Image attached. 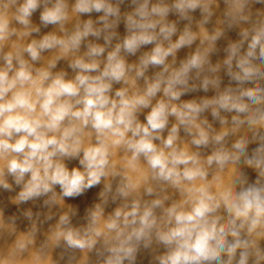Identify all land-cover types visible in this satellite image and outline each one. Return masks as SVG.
Returning <instances> with one entry per match:
<instances>
[{
	"label": "clouds",
	"instance_id": "obj_1",
	"mask_svg": "<svg viewBox=\"0 0 264 264\" xmlns=\"http://www.w3.org/2000/svg\"><path fill=\"white\" fill-rule=\"evenodd\" d=\"M44 2L39 18L45 27L68 19L65 0H56L51 7L48 0ZM123 2L75 0L74 11L81 15L102 13L98 21L102 26H94L89 19L64 37L47 34L26 46L13 44L6 52L3 42L16 29L0 15V186L10 188L3 179L7 175L21 188L20 203L51 193L44 200L50 205L56 203L57 187L64 198L74 199L103 185L100 202L87 211L83 232L70 227L64 215L59 220L64 227L55 233L57 242L62 238L71 249L95 251L101 264H138L142 251L153 248L159 249L151 258L156 264H264V89L255 86L264 79V21L242 31L240 40L225 49L226 74L235 87L228 86L200 103L173 105L171 101L196 90L189 86L193 72L199 76L205 65L211 73L218 69L211 66L206 53L197 52L169 72L167 57L193 44L196 36L185 28L172 42L177 28L167 17L188 18L200 10L206 23L212 15L208 2L175 0L169 6L163 0H131L133 11L124 20L127 35L106 53L116 35ZM246 4L242 0L237 12L244 22L249 20L243 14ZM40 8L41 0H23L14 18L28 28ZM102 35L104 46L85 43L89 36L99 39ZM220 35L217 32L210 40L215 42ZM163 41H168V47ZM149 44L155 46L140 58L136 77H143L150 66L162 71L142 93L114 89L115 84L126 83L133 71L125 56ZM82 46L86 47L83 55L68 64L71 77L66 70L53 71L60 59L79 52ZM52 49H59L60 55L46 67H36L41 54ZM219 84V78L205 76L200 87L207 92ZM161 91L167 101L157 100L153 105ZM146 108L150 111L141 122L139 114ZM209 110L221 125L228 123L221 111L231 113V132L243 127L251 135L240 136L227 147L229 130L210 135L195 125L200 114ZM169 117L177 121L170 129ZM194 126L197 132L191 143L197 148L214 146L203 161L198 152L177 144L180 128L191 134ZM252 144L256 146L250 154ZM117 150L125 153L121 170L113 159ZM71 161L78 166L70 168ZM214 164L220 170L241 165L251 169L255 179L241 170L220 186L217 175L214 191L207 180ZM134 172L142 175L134 178ZM110 205L114 207L109 212ZM26 215L30 218L32 214ZM25 247L22 242L17 244L19 251Z\"/></svg>",
	"mask_w": 264,
	"mask_h": 264
},
{
	"label": "rangeland",
	"instance_id": "obj_2",
	"mask_svg": "<svg viewBox=\"0 0 264 264\" xmlns=\"http://www.w3.org/2000/svg\"><path fill=\"white\" fill-rule=\"evenodd\" d=\"M22 2L23 0H17V3L13 4L11 0H0V15L6 16L10 22V27L16 29L15 35L3 42V51L5 52L11 50L13 44L26 46L33 39L39 40L47 34H55L64 37L71 34L78 24H82L89 19L93 21L94 26H102V23L98 22L99 16L102 15V13L93 12L91 15H81L74 11L75 0H65L68 6V19L63 22V24L48 25L45 27L39 18L40 11L45 7L44 0H41L40 10L33 14L31 25L25 28L18 24L14 18L16 8ZM158 2H160V0H152V3ZM174 2L175 0H163V3L169 6ZM207 2L212 15L206 23L204 22V16L201 14L200 10L189 13L188 18H182L179 14H170L167 17V21L175 23L177 28V32L171 37L172 42L178 39L185 28H188L196 36L193 44L190 46H183L176 50L174 54L167 57L166 64L169 72L178 69L182 62H185L197 52L200 54L206 53L211 66L218 69L215 73H211L208 71L209 66L205 65V71L199 76L193 72L189 79V86H194L196 90L186 92L178 101H171L173 105H179L183 102L190 101L200 103L203 99H211L219 93H222L227 86L235 87V83L231 82L226 74L227 66L224 65V60L227 54L225 49L230 43L240 40L239 34L242 31L250 29L255 23L264 21V3H256V0H247V4L244 6L243 14L249 17L247 22L240 21L237 17L239 5L242 0H207ZM55 3L56 0H48L47 6L51 7ZM112 3L117 4L118 0H112ZM4 5H8V7L5 8ZM119 7L120 21L118 27L114 29L116 35L113 37L111 44L107 46L106 53L107 51H111L116 44L121 43L127 35L124 20L127 15L133 11L134 5H132L131 0H124L122 4H119ZM110 19L113 18L110 17ZM35 28H39V32L33 31ZM26 32L30 34L25 35ZM217 32L221 33L220 37L215 42L211 41L210 37ZM85 43L99 44L101 46L105 45L103 35L99 39L89 36ZM163 45L164 47H168V41H163ZM154 46V44L145 45L141 47L135 55L125 56L127 63L133 66V71L129 73L126 83L115 84L113 86L114 89L125 87L128 89L129 94L143 92L147 84L152 82L155 74L162 71L160 67L150 66L143 77L138 78L135 74V69L139 66L140 58L144 56L145 53H150ZM85 51L86 47L82 46L79 52L69 54L60 59L53 71L66 70L71 77L73 73L71 69L68 68L69 62L77 56L83 55ZM121 54L124 55L123 52ZM59 55V49L45 51L41 54V59L35 66L46 67L50 60L55 59ZM25 58H27L26 54ZM205 76L219 78V86L217 88H212L210 86L209 90L205 92L200 87ZM255 86L264 89V79L257 82ZM161 99L167 101L162 91L157 93V96L152 100V104L155 105L156 101ZM149 111L150 108L142 109L139 114L141 122L144 121V117ZM220 115L227 118V124L221 125L219 119H214L209 110L200 114L199 118L195 121V125L208 131L210 135H215L225 129L229 130L230 134L225 139L227 147H230L231 143L238 137L251 135V133L243 127L233 134L231 132L233 127L231 123L232 114L221 111ZM176 122L174 117H169L168 129ZM168 129L163 133L165 137L168 134ZM196 132L197 128L195 126L192 128L191 134L181 127L177 144L179 147L186 148L190 152H198L203 161L206 160L214 146L210 144L207 148H197L193 145L191 141ZM261 134H264V130H261ZM255 146V144L250 145V154L251 148ZM124 156L125 153L122 150H117L113 157L116 161L118 170L122 169ZM73 166H78L76 161H71L69 163L70 168ZM241 170L248 174L250 180L255 179V173L252 172L251 169L242 168L241 165L230 164L223 170H220L214 164L209 168L207 180L212 182L213 190L215 191L218 185L214 182V178L217 175L222 181L220 186H224L233 180ZM131 175L134 178H139L142 173L134 172L131 173ZM3 179L10 185V188L5 189L0 186V264H101V258L97 256L95 251L89 252L87 250L81 251L79 249H71L67 247L62 238L57 242L55 233L64 227L59 225L60 217L64 215L69 217L70 227L74 230L83 232L88 225L87 211L94 210L95 204L100 202L99 193L103 185L95 187L79 198L74 199L64 198L57 187L55 190L56 203L45 205L44 200L49 199L51 193L45 197L30 200L26 203H20L18 194L21 188L14 183L11 177L6 175ZM117 179H119V177ZM168 193L174 194V190L168 189ZM174 195L176 198H179L178 194ZM112 207H114V205L109 206V212ZM28 212L32 214L30 218L26 215ZM20 242L26 245L23 251L17 249V244ZM158 252L159 249L155 248L142 251L138 264H150V259L157 255ZM151 264H156V261L151 259Z\"/></svg>",
	"mask_w": 264,
	"mask_h": 264
},
{
	"label": "bare ground",
	"instance_id": "obj_3",
	"mask_svg": "<svg viewBox=\"0 0 264 264\" xmlns=\"http://www.w3.org/2000/svg\"><path fill=\"white\" fill-rule=\"evenodd\" d=\"M217 73H219V72H217ZM259 82V81H258ZM230 85V84H229ZM228 87V86H227ZM224 89V88H223ZM223 92V91H222ZM200 121V120H199ZM200 123V122H199ZM207 123V122H206ZM199 125H201V124H199ZM245 130H246V128H245ZM229 140V139H228ZM228 143V142H227ZM224 172V171H223ZM223 174V173H222ZM226 181V180H225ZM226 183V182H225Z\"/></svg>",
	"mask_w": 264,
	"mask_h": 264
}]
</instances>
